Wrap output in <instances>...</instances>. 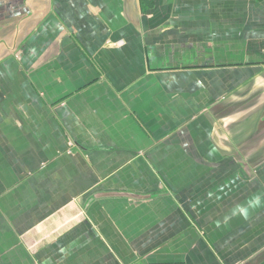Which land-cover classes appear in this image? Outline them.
Instances as JSON below:
<instances>
[{
	"label": "crops",
	"instance_id": "1",
	"mask_svg": "<svg viewBox=\"0 0 264 264\" xmlns=\"http://www.w3.org/2000/svg\"><path fill=\"white\" fill-rule=\"evenodd\" d=\"M0 264H264V0H0Z\"/></svg>",
	"mask_w": 264,
	"mask_h": 264
},
{
	"label": "clouds",
	"instance_id": "2",
	"mask_svg": "<svg viewBox=\"0 0 264 264\" xmlns=\"http://www.w3.org/2000/svg\"><path fill=\"white\" fill-rule=\"evenodd\" d=\"M260 203H261V200H260L259 197H257L255 200L250 202L249 206L250 207H255V206H258ZM240 211H241L242 214H244L246 216L247 212H248V208L241 207Z\"/></svg>",
	"mask_w": 264,
	"mask_h": 264
}]
</instances>
